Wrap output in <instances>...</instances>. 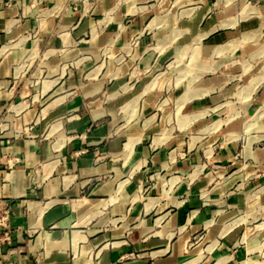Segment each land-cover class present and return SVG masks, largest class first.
<instances>
[{
    "label": "crops",
    "instance_id": "1",
    "mask_svg": "<svg viewBox=\"0 0 264 264\" xmlns=\"http://www.w3.org/2000/svg\"><path fill=\"white\" fill-rule=\"evenodd\" d=\"M152 1L0 0V264H264V0Z\"/></svg>",
    "mask_w": 264,
    "mask_h": 264
},
{
    "label": "rangeland",
    "instance_id": "2",
    "mask_svg": "<svg viewBox=\"0 0 264 264\" xmlns=\"http://www.w3.org/2000/svg\"><path fill=\"white\" fill-rule=\"evenodd\" d=\"M161 1V0H159ZM159 1H152V2H148V4H154L155 5L153 7H149V12H155V10L159 9L160 7L158 6L157 3H159ZM169 3V5H167V7L169 6L170 10H179L180 9V6L182 4H184L187 0H167ZM119 9H115V11L117 12ZM185 62H187V58L185 59ZM178 63H176V61H174L173 59H170L168 61V63L158 72V74L160 73H163V76L168 78L169 82L171 83V92L172 94L177 92L178 91V82L180 79L179 82L181 84L183 83H186L187 82V76L189 75L188 71L184 72V73H177V69H178V66H177ZM183 74V77H180V75ZM161 77V76H160ZM178 77H179V80H178ZM243 79H245V76H241L239 79H237V81H234V83L236 82H239V83H242ZM193 84V83H192ZM18 104V103H16ZM234 109L237 110V112L240 114L241 113V109H240V100H235L234 99ZM25 109L24 105L22 106H19L17 108H12V110L14 112H17V113H21L23 112ZM8 111V110H6ZM5 114H3V116L0 117V136L3 135L4 132L6 131H12L13 133V136H19L20 134H22V130H17V129H14V125H11V123L8 121H3L2 122V119L4 117ZM2 139V138H0ZM150 188V184L144 186L141 188L140 190V194L144 195L148 189ZM0 245L2 244H6V245H12L13 244V241H14V237H13V234H14V228L11 224V221H10V212H9V209L8 208H0ZM14 264H19L18 262L14 263Z\"/></svg>",
    "mask_w": 264,
    "mask_h": 264
},
{
    "label": "built area",
    "instance_id": "3",
    "mask_svg": "<svg viewBox=\"0 0 264 264\" xmlns=\"http://www.w3.org/2000/svg\"><path fill=\"white\" fill-rule=\"evenodd\" d=\"M1 224V223H0Z\"/></svg>",
    "mask_w": 264,
    "mask_h": 264
}]
</instances>
